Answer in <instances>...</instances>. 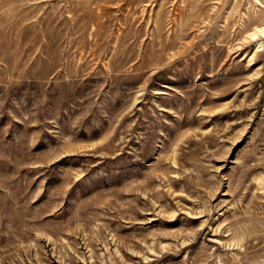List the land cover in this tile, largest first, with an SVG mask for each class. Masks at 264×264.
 I'll return each instance as SVG.
<instances>
[{
  "label": "rangeland",
  "instance_id": "374dc122",
  "mask_svg": "<svg viewBox=\"0 0 264 264\" xmlns=\"http://www.w3.org/2000/svg\"><path fill=\"white\" fill-rule=\"evenodd\" d=\"M259 29L264 0H0V264H264Z\"/></svg>",
  "mask_w": 264,
  "mask_h": 264
},
{
  "label": "bare ground",
  "instance_id": "6f19581e",
  "mask_svg": "<svg viewBox=\"0 0 264 264\" xmlns=\"http://www.w3.org/2000/svg\"><path fill=\"white\" fill-rule=\"evenodd\" d=\"M258 32H259V33H258ZM258 32H257V33L254 32V33L251 35V39L254 38L255 36H257L258 34H263V33H264V29H259ZM251 33H252V32H251Z\"/></svg>",
  "mask_w": 264,
  "mask_h": 264
}]
</instances>
